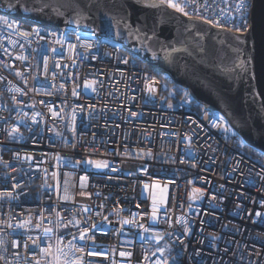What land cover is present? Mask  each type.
Wrapping results in <instances>:
<instances>
[{
  "label": "built area",
  "instance_id": "built-area-1",
  "mask_svg": "<svg viewBox=\"0 0 264 264\" xmlns=\"http://www.w3.org/2000/svg\"><path fill=\"white\" fill-rule=\"evenodd\" d=\"M173 1L248 26L250 0L244 18L240 0ZM0 17L15 22L0 23V192L14 194L0 197V264H52L69 241L82 264H264V153L221 112L192 106L184 86L170 101L137 56L93 31ZM151 198L164 202L154 222Z\"/></svg>",
  "mask_w": 264,
  "mask_h": 264
},
{
  "label": "water",
  "instance_id": "water-1",
  "mask_svg": "<svg viewBox=\"0 0 264 264\" xmlns=\"http://www.w3.org/2000/svg\"><path fill=\"white\" fill-rule=\"evenodd\" d=\"M0 15L120 43L194 101L221 112L246 144L264 153V0H250L243 31L143 0H0Z\"/></svg>",
  "mask_w": 264,
  "mask_h": 264
},
{
  "label": "snow or ice",
  "instance_id": "snow-or-ice-1",
  "mask_svg": "<svg viewBox=\"0 0 264 264\" xmlns=\"http://www.w3.org/2000/svg\"><path fill=\"white\" fill-rule=\"evenodd\" d=\"M167 3H168V5L170 7L175 8L179 12H183L184 11V9L179 4L172 3V0H167ZM152 6L154 7L155 5H152ZM247 6H248L247 5V0H240L239 4L237 5V10L241 12L242 18H244V12L246 11ZM9 7H12V5H9ZM39 10H42V9H39ZM185 15H187V13H185ZM0 23H2L4 25H7V27H9V28H11V27H13L15 25L14 21L10 22L4 17H0ZM237 30L239 31V28ZM33 32H36L38 34L39 33V29L38 28H33ZM25 35H27V33H25ZM65 38H66L65 35L61 34L60 40L62 41ZM77 40L78 41L80 40L79 36H77ZM58 42H60V41H58ZM69 47L75 48V45H69ZM92 47H93V45L91 43L86 45V48H92ZM174 51H175V49H174ZM47 61H48V58L44 57L45 70L46 71H47ZM245 63H246L245 61H241L240 62V67L244 68ZM149 90L152 91L153 89H149ZM17 91H20V90L17 89ZM73 94L75 95L76 93L74 92ZM169 107H171V105H169ZM53 114L55 115V113H53ZM33 120L35 121L34 117H33ZM221 120H223V117H221ZM213 126L214 127H218L220 125H217V124L214 123ZM225 130L226 131H230L231 129L226 127ZM18 131H19V129L16 126H13L12 133H17ZM10 135H11V133H10ZM12 138L14 139L15 137L13 136ZM85 163H87L89 165H92L96 169L107 168L109 166L107 161H92V160H89V161H86ZM195 191L199 194V190L198 189L195 190ZM4 196H7L9 198H14L13 192H0V197H4ZM196 198H198V196L193 197V199H196ZM261 215H262L261 213H259V212L257 213V216H261ZM154 216H155V212L153 213V217ZM125 223H127V221H125ZM18 227H24V224H20V225H18ZM92 227H96V225H93ZM141 227L143 228V225H141ZM145 231H151V229H145ZM50 232H51V229H45L44 230V235L48 236V234ZM88 232H89L88 229H85L84 231L80 232L79 239L81 241H86L87 239H90L91 237L88 236ZM155 238L157 240H160L162 237L159 236V235H156ZM62 240H63V237H60L59 241L62 242ZM33 243L34 244L38 243V241L34 240ZM51 249H52V245L49 244L47 248H42L41 251L44 254H46V255H51L52 254L51 253ZM74 249L76 251H83V248L76 249V245H75L74 241H69L67 245H63V246H59L58 245L57 248H56V254L53 257L52 264H82L81 258L75 255V251H73ZM157 250L159 252H161V254H163L164 251H165L162 248H158ZM89 254L92 255V254H95V253L90 252ZM123 254L124 253H121V255H123ZM37 264H39V262H37ZM162 264H168V261L165 260V261L162 262Z\"/></svg>",
  "mask_w": 264,
  "mask_h": 264
},
{
  "label": "trees",
  "instance_id": "trees-1",
  "mask_svg": "<svg viewBox=\"0 0 264 264\" xmlns=\"http://www.w3.org/2000/svg\"><path fill=\"white\" fill-rule=\"evenodd\" d=\"M182 8H184V12H187V10L185 9V6H181ZM198 17V16H195ZM204 19V18H203ZM138 63L142 66H144L147 70L153 72L161 81H162V89L163 92H165L168 96V99L170 101H174L176 100L179 95V85L175 84L173 81H171L167 75H165L162 72H159L158 70H156L154 67L148 66L145 63H143V61L141 59L138 58ZM193 99H192V106H195L196 104H193Z\"/></svg>",
  "mask_w": 264,
  "mask_h": 264
},
{
  "label": "rangeland",
  "instance_id": "rangeland-1",
  "mask_svg": "<svg viewBox=\"0 0 264 264\" xmlns=\"http://www.w3.org/2000/svg\"><path fill=\"white\" fill-rule=\"evenodd\" d=\"M144 1V3H146V4H154V3H157V2H163V3H166L167 5H168V3H167V0H143ZM172 3H175V4H179V3H177V2H175V1H173L172 0ZM180 5V4H179ZM181 6V5H180ZM175 9V8H174ZM184 9V8H183ZM185 11V10H184ZM183 11V12H184ZM182 12V13H183ZM198 16V18H201V19H203L202 18V16L201 15H197ZM195 17V16H194ZM52 30H55L54 28H52ZM166 191V188H164V192ZM164 207V202L163 201H160L159 199H157V198H151V200H150V209L152 210L151 211V215H150V221H152V222H154L155 220H156V211L158 210V209H161V208H163ZM155 212V216L153 217V213Z\"/></svg>",
  "mask_w": 264,
  "mask_h": 264
}]
</instances>
